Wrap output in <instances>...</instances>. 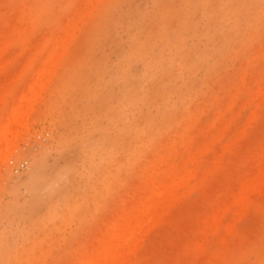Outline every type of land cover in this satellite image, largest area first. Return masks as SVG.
<instances>
[{"label":"rangeland","instance_id":"obj_1","mask_svg":"<svg viewBox=\"0 0 264 264\" xmlns=\"http://www.w3.org/2000/svg\"><path fill=\"white\" fill-rule=\"evenodd\" d=\"M31 84L0 264H264L262 0H0V124Z\"/></svg>","mask_w":264,"mask_h":264},{"label":"bare ground","instance_id":"obj_2","mask_svg":"<svg viewBox=\"0 0 264 264\" xmlns=\"http://www.w3.org/2000/svg\"><path fill=\"white\" fill-rule=\"evenodd\" d=\"M202 3V1H201ZM199 13V12H197ZM201 14H204V13H201ZM214 16V15H213ZM180 32L179 31V35H180ZM163 39L165 40V44L164 45H169L171 44V47L173 48V54H174V57L172 59H166L165 61L171 65V66H174L176 64H178L180 62L181 59H178L179 55L181 54V50H182V47L184 48V42H185V39L183 37V34L179 37H176V40L174 41L175 43L173 44L169 38L167 39V37H163ZM58 52V51H57ZM147 48H144L143 50L141 51H138L137 53V57L141 60H143L144 62V65H145V68H146V75L145 77H150L152 76L153 74L157 73L158 69H159V66L161 65V63H163V58L161 56V53H159V56L156 57V58H152L150 56V54H147ZM53 53V51L51 52V54ZM49 64V63H48ZM47 65V64H46ZM52 65V63L50 64ZM50 67V66H49ZM48 69V66L45 67ZM46 69V70H47ZM43 70V69H41ZM40 70V71H41ZM51 71V70H50ZM49 71V72H50ZM46 72V71H45ZM44 72V73H45ZM44 73L43 74H39L37 75V77L41 78L42 75L44 77ZM185 71L183 72V74L185 75ZM48 74V73H47ZM184 75H181V77H184ZM41 76V77H40ZM35 78V77H34ZM36 80V79H35ZM40 80V79H39ZM38 80V81H39ZM33 81V80H32ZM31 81V83H32ZM37 81V80H36ZM35 81V82H36ZM33 82L32 84H37ZM32 84L30 85V89L27 91V92H24L22 93V96L20 95V99L18 100V102L16 103L15 102V106L12 105V110L7 112L9 113V115H7V117L5 118V121L4 119L2 121H4V123L0 126V160L3 158L4 156V153L5 151H7L9 149V147L12 145V143L14 142V140L19 136V129L20 127H24L26 125V121H27V117H28V114H29V111L30 109L32 108L31 105L35 102L36 100V95H37V92H36V88L32 89ZM39 84V83H38ZM34 86V85H33ZM38 87H40V85H38ZM39 90V89H38ZM37 90V91H38ZM1 121V122H2ZM173 185V184H172ZM157 188H160V187H157ZM163 188V187H162ZM164 189V188H163ZM161 192V191H159ZM159 194V193H158ZM159 196V195H158ZM141 212V211H140ZM145 213V212H143ZM144 215V214H143ZM134 216V215H133ZM141 218V217H140ZM148 219V218H147ZM128 221V220H127ZM148 221V220H147ZM128 224V223H126ZM132 224L129 222V225ZM128 226V230L129 228L131 229V227ZM143 225V224H141ZM124 226V225H123ZM126 226V225H125ZM140 227V226H139ZM119 229H122V227H120ZM118 229V230H119ZM125 230V229H124ZM112 231V230H111ZM118 232V231H116ZM128 232L129 231H120V233L115 236V239H116V243L114 245H107L104 250L100 253V258L98 257L97 260H89L86 261L88 262L87 264H101L100 262H98V260L100 259H108L111 261L114 260V258H117L118 257V251H117V248L121 245H123L124 243L128 242V240L131 238L128 237ZM127 233V235H126ZM115 235V232L113 233ZM135 234V233H134ZM127 237H126V236ZM111 236V235H110ZM132 236H133V233H132ZM135 236V235H134ZM106 244V243H105ZM105 246V245H103ZM124 248V247H123ZM130 248V247H129ZM128 248V249H129ZM122 249V248H121ZM102 250V249H101ZM98 252H96L97 254ZM98 255V254H97ZM96 258V256H94ZM92 259V258H91ZM103 264V263H102Z\"/></svg>","mask_w":264,"mask_h":264},{"label":"snow or ice","instance_id":"obj_3","mask_svg":"<svg viewBox=\"0 0 264 264\" xmlns=\"http://www.w3.org/2000/svg\"><path fill=\"white\" fill-rule=\"evenodd\" d=\"M262 4H264V0H262ZM239 150H241V146H238L236 149V151H239ZM228 164H229V159L226 157L224 160V165L228 166Z\"/></svg>","mask_w":264,"mask_h":264}]
</instances>
